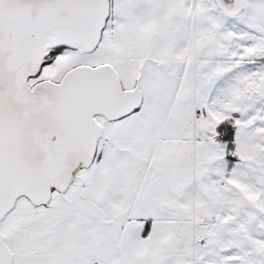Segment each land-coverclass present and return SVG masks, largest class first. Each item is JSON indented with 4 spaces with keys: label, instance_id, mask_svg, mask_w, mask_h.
Returning a JSON list of instances; mask_svg holds the SVG:
<instances>
[{
    "label": "snow or ice",
    "instance_id": "obj_1",
    "mask_svg": "<svg viewBox=\"0 0 264 264\" xmlns=\"http://www.w3.org/2000/svg\"><path fill=\"white\" fill-rule=\"evenodd\" d=\"M0 264H264V0H0Z\"/></svg>",
    "mask_w": 264,
    "mask_h": 264
}]
</instances>
